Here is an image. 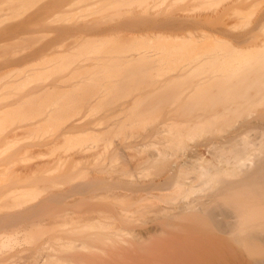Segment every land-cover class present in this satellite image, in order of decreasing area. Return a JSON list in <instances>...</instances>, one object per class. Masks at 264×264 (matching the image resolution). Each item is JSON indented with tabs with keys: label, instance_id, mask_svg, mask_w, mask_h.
Here are the masks:
<instances>
[{
	"label": "rangeland",
	"instance_id": "374dc122",
	"mask_svg": "<svg viewBox=\"0 0 264 264\" xmlns=\"http://www.w3.org/2000/svg\"><path fill=\"white\" fill-rule=\"evenodd\" d=\"M97 1L103 0H0V218L42 207L25 222L0 228V264H252L232 243V234L209 235L176 216L196 200L207 209L215 205L210 195L221 183L198 173L202 165L215 172L221 164L213 143L243 130L251 142L263 138L264 95L255 97L258 87L254 91L249 84L264 82V51H252L264 42V0H136L142 5L131 8L135 0L126 1L128 7H97ZM99 37L110 44L101 45ZM158 37L160 45L191 57L215 50L222 58L205 56L212 61L182 73L185 59L169 62L170 71L157 56L136 54L128 61L115 53L157 44ZM235 85L251 94L242 108L235 104L231 118L212 119L217 123L212 134L215 125L198 132V125L211 122L206 118L228 112L226 100L237 98L231 95ZM73 124L87 131L85 139L62 137ZM178 130L186 137L183 148L176 145L179 151L170 141ZM192 131L198 132L193 138ZM182 181L187 183L182 194L173 195ZM32 184L37 193L18 191L9 198V190ZM84 185L86 191L80 189Z\"/></svg>",
	"mask_w": 264,
	"mask_h": 264
},
{
	"label": "bare ground",
	"instance_id": "6f19581e",
	"mask_svg": "<svg viewBox=\"0 0 264 264\" xmlns=\"http://www.w3.org/2000/svg\"><path fill=\"white\" fill-rule=\"evenodd\" d=\"M123 1V2H122ZM126 1H128V0H103V1H97V2H95L94 3V6L95 5H97V7H98V5H104V4H109V5H113V6H119V5H121V4H125V3H127ZM131 1V0H130ZM133 1V0H132ZM138 1V0H137ZM137 1L135 0L134 2H132V3H128V5H129V8H131V7H133V6H136L135 4L137 3ZM129 2V1H128ZM136 2V3H135ZM140 2V1H139ZM3 3V2H2ZM6 3H7V1H6ZM73 3V2H72ZM10 4V3H9ZM115 4V5H114ZM118 4V5H117ZM140 4V3H139ZM139 4L137 3V5L139 6ZM72 5V4H71ZM126 5V7H128L127 6V4H125ZM130 5H132L131 7H130ZM140 5H142V4H140ZM144 5V4H143ZM2 6V5H1ZM105 6V5H104ZM90 6H88V8H89ZM109 7H111V6H109ZM125 7V6H124ZM141 7V6H140ZM143 7V6H142ZM1 8V7H0ZM94 8H96V7H94ZM114 8V7H113ZM117 7H115L114 9H116ZM92 9H93V7H92ZM108 9V8H107ZM143 9V8H142ZM83 10H85V8H83ZM86 10H87V8H86ZM88 10H90V8L88 9ZM110 10H111V8H110ZM117 10H118V8H117ZM3 11V10H2ZM16 16V15H15ZM24 16V15H23ZM22 17V16H21ZM20 17V18H21ZM13 18H15V17H13ZM19 18V19H20ZM22 20H23V17L21 18ZM7 21V20H6ZM5 22V21H4ZM14 24H16V25H14L15 27L17 26V23H14ZM21 24V22H19V24L18 25H20ZM21 25H23V24H21ZM85 27V26H84ZM19 28H21V29H23V27H19ZM18 29V28H17ZM56 30V29H55ZM110 32H112V31H110ZM104 32H102V34H103ZM115 34V33H114ZM114 34H112V35H108L110 38H109V41H110V39H111V36H112V38H113V35ZM159 34V33H158ZM157 34V35H158ZM163 33H161L160 35L162 36V37H160L159 35V37H160V39H162V41H164L163 40V37H164V34L162 35ZM117 35V34H116ZM123 35V34H122ZM132 35V34H131ZM131 35H129V37L131 36ZM139 35V34H138ZM155 35V33L152 35V36H154ZM108 36H107V38H108ZM134 36V35H133ZM171 36H173V35H171ZM178 36V35H177ZM90 37V36H89ZM100 37H102V35L100 36ZM100 37L98 38L99 39V42L101 41L102 43L103 42H106V44H110V42H108V39H106L107 41H104L105 40V38H106V36H104L103 38V40H100ZM135 37V36H134ZM138 36H136V38H137ZM142 37V35L140 36V38ZM155 38H156V35L154 36ZM159 37L155 40L156 41V43L160 40L159 39ZM166 37H168V35L166 36ZM166 37H165V39H166ZM170 37V36H169ZM179 38H180V36H178ZM87 38V37H86ZM94 38V37H93ZM114 38H116V36L114 37ZM124 38V37H123ZM128 38V37H127ZM130 38H132V37H130ZM129 38V39H130ZM135 38V39H136ZM153 38V37H152ZM172 38H174V37H171V39ZM175 38H176V40H178V38L176 37V35H175ZM175 38L173 39L175 42H176V40H175ZM182 38V37H181ZM180 38V39H181ZM207 38H209V36L207 37ZM207 38H205V39H207ZM212 38V37H211ZM88 39V38H87ZM102 39V38H101ZM121 39V38H120ZM119 39V40H120ZM145 39V38H144ZM143 39V40H144ZM170 39V38H169ZM168 39V40H169ZM180 39L178 40V41H180ZM89 40V39H88ZM90 40H93V39H90ZM94 40H95V38H94ZM116 40V39H115ZM118 40V39H117ZM125 40V39H124ZM124 40H121V41H123L124 42ZM131 40V39H130ZM133 40V39H132ZM139 41V37H138V39H136V41ZM147 40H149V39H147ZM209 40H211L210 38H209ZM111 41H113L112 39H111ZM144 41H146V40H144ZM167 41V40H166ZM85 42H88V41H85ZM96 42H97V40H96ZM99 42H97V43H99ZM100 42V43H101ZM108 42V43H107ZM127 42V41H126ZM161 41H159V43H160ZM102 43H101V45H102ZM119 44H120V42H118ZM130 43V42H129ZM133 43V42H132ZM131 43V44H132ZM159 43H157V44H153V42L152 43H148V44H138V45H136V46H139L140 48L137 50V47L136 46H134V47H136V49L133 47V50L135 49V51L137 50V52H134L133 50L131 51H122V49L124 48H119V49H121V51L119 50V51H115V53L118 55L119 54V56H124V57H127L128 58V61L129 60H131V59H135V55L136 54H140V55H142L143 57L145 56V57H147L146 55H153L154 57L155 56H157L156 58H160V63L162 62V64H163V67H164V69H169L170 68V63H172V62H178V61H183L184 62V59H185V61H186V65L184 64V66H182L180 69H181V72L183 73V72H191V71H193V70H195L194 68H192V66L191 65H193L194 63H196L197 64V68H199L200 69V66H202V64L204 65V63L205 62H207V64H208V61H212L211 59L210 60H208V58L207 57H205V56H210V57H212L213 56V59L214 60H216L218 57L220 58V60H221V55L220 54H216V52H218V51H206L205 52V54L204 55H202V54H195V53H193L192 52V57L187 53V52H184L182 49H175V50H173V48H171V50H170V47L168 46V44H165V45H163V44H159ZM162 43V42H161ZM115 44V43H114ZM116 44H117V42H116ZM134 44H135V41H134ZM133 44V45H134ZM59 45V44H58ZM57 45V46H58ZM63 45H65V44H63ZM112 45V44H111ZM110 45V46H111ZM121 45H123V44H121ZM132 45V46H133ZM260 45V46H259ZM258 46H254L253 47V52L256 50L257 52H255V53H257V54H259V53H261L262 51H264V42L262 43V44H259ZM114 46V45H113ZM131 46V45H130ZM132 46H131V48H132ZM155 48H154V47ZM61 47V45L59 46V48ZM64 47H66V46H64ZM63 47V48H64ZM105 47V46H104ZM119 47H120V45H119ZM127 47V46H126ZM129 47V46H128ZM127 47V48H128ZM49 48V47H48ZM55 48V47H54ZM54 48H53V50H54ZM57 48V47H56ZM63 48H61V50L63 49ZM100 48L101 47H99V49L98 50H100ZM106 48V47H105ZM117 47H115V49H116ZM64 49H66V48H64ZM68 49V48H67ZM97 50V51H98ZM108 50V49H107ZM107 50H104L105 51V53H106V51ZM118 50V49H117ZM154 52H153V51ZM59 51V50H58ZM95 51V50H94ZM109 51H110V49H109ZM147 51H152V53H150V52H147ZM251 51V52H252ZM50 52H53V51H49V53ZM71 52H72V50H71ZM74 52V51H73ZM72 52V53H73ZM101 52H102V50H101ZM133 52V53H132ZM48 52H47V54H49ZM85 53H87L86 51H85ZM89 53V52H88ZM99 53V52H98ZM97 53V54H98ZM104 52L103 53H101L102 55H104L105 54ZM109 53V52H108ZM114 53V52H113ZM115 53H114V55H115ZM63 54L64 55H66L67 53H59V54H57V55H55V54H53V55H55V56H63ZM97 54H96V56H97ZM100 54V53H99ZM100 54V55H101ZM110 54V53H109ZM109 54L107 55V53H106V56H109ZM233 55H234V53H232ZM263 54V53H262ZM53 55H51V56H53ZM93 55V54H92ZM197 55V56H196ZM84 56V55H83ZM95 56V55H94ZM112 56H113V54H112ZM223 56V55H222ZM224 56H228V55H226V54H224ZM231 56V55H230ZM45 58H47V57H50V56H44ZM111 57V56H110ZM152 58L153 60L155 59V58ZM234 57V58H233ZM233 57H223V60H224V58H225V60L226 59H228V60H226V63L228 62L229 63V61H232L233 59H236V57L235 56H233ZM85 58V57H84ZM109 58V57H108ZM104 59V60H107V61H109V59ZM113 58V57H112ZM111 58V59H112ZM216 58V59H215ZM233 58V59H232ZM89 59H92V61H93V58H89ZM88 59V60H89ZM95 59V58H94ZM98 59H99V57H98ZM101 59V58H100ZM118 59V58H117ZM117 59H114V60H117ZM146 59V58H145ZM232 59V60H231ZM260 60H262L261 58H259ZM44 60V59H43ZM97 60V59H96ZM95 60V61H96ZM103 60V59H102ZM113 60V61H114ZM119 60H125V59H119ZM118 60V61H119ZM220 60L218 59V61L220 62ZM11 61V60H10ZM80 61V60H79ZM85 61H86V59H85ZM91 61V60H90ZM98 61H100V60H98ZM126 61H127V59H126ZM149 61H151V60H149ZM217 61V60H216ZM215 61V62H216ZM41 61H39V64H41L40 63ZM82 62H84V61H82ZM86 62H88V61H86ZM112 61H110V63H111ZM142 62V61H141ZM144 62V61H143ZM158 62V61H157ZM170 62V63H169ZM223 62V61H222ZM222 62H220L222 65H223V63ZM10 63H12V62H10ZM13 63H14V60H13ZM96 63H97V61H96ZM134 63V62H133ZM218 63V62H217ZM233 63H234V61H233ZM257 63H258V61H257ZM34 65V64H38V61L35 63V62H31L29 65L31 66V65ZM81 64V63H80ZM99 64H100V62H99ZM103 64H105L104 62H103ZM109 64V63H108ZM129 64V63H128ZM159 64V63H158ZM162 64L160 65V66H162ZM183 64V63H182ZM196 64H194V65H196ZM206 64V63H205ZM44 65H45V63H44ZM73 65H76V64H73ZM82 65H83V63H82ZM85 65V64H84ZM110 65V64H109ZM108 65V66H109ZM131 65V64H130ZM152 65V64H151ZM221 65V66H222ZM224 65H226V64H224ZM233 65V64H232ZM5 66V65H4ZM10 66V65H9ZM8 66V67H9ZM28 66V65H27ZM26 66V67H27ZM35 66V65H34ZM43 66V65H42ZM95 67H96V65H94ZM209 66V65H208ZM207 66V67H208ZM214 66H216V65H214ZM231 66V65H230ZM2 67V66H1ZM40 67V66H39ZM38 67V68H39ZM73 67V66H72ZM89 67V66H88ZM93 67V66H92ZM100 67H102V66H100ZM104 67H107L106 65L104 66ZM131 67V66H130ZM162 67V68H163ZM212 67H213V65H212ZM217 67V66H216ZM220 67V66H219ZM226 67H228L227 65H226ZM233 67H235V66H233ZM32 68H35V67H32ZM36 68H37V65H36ZM91 68V67H90ZM94 68V67H93ZM97 68H99V65H98V67ZM96 68V69H97ZM111 68V67H110ZM224 68V67H223ZM229 68V67H228ZM232 68V67H231ZM230 68V69H231ZM7 69V68H6ZM71 69V68H70ZM78 69V68H77ZM95 69V70H96ZM157 69V68H156ZM159 69V68H158ZM163 69V70H164ZM193 69V70H192ZM216 69V68H215ZM217 69H218V67H217ZM227 69V68H226ZM229 69V70H230ZM233 69V68H232ZM91 70H93V69H91ZM103 70V69H102ZM170 71H171V68L169 69ZM173 70H174V68H173ZM172 70V71H173ZM176 70H178V67L176 68ZM176 70H174V71H176ZM197 70V69H196ZM195 70V71H196ZM201 70H203L202 68H201ZM220 70H222V69H220ZM236 70V69H235ZM238 70V69H237ZM38 71V70H37ZM39 71H41V70H39ZM86 71H88L87 70V68H86ZM158 71V70H157ZM173 71V72H174ZM216 71V70H215ZM231 71V70H230ZM1 72H2V70H1ZM5 72V71H4ZM3 72V73H4ZM45 72V71H44ZM78 72V71H77ZM76 72V73H77ZM117 72H118V70H117ZM176 72H178V71H176ZM220 72V71H219ZM228 72V71H227ZM74 73V72H73ZM81 73V72H80ZM83 73H85V72H83ZM90 73H92V72H90ZM90 73H87V75L88 74H90ZM114 73V72H113ZM170 73V72H169ZM223 73V72H222ZM222 73H221V75H222ZM230 73V72H229ZM243 71L242 72H240V79L241 78H243L242 76H243ZM256 73V72H255ZM75 74V73H74ZM73 74V75H74ZM119 74V73H118ZM123 74V73H122ZM188 74V73H187ZM238 74V73H237ZM241 74H242V76H241ZM247 74V73H246ZM246 74H244V75H246ZM250 74V73H249ZM253 74V73H252ZM2 75V74H1ZM81 75V74H80ZM80 75H78L79 77H80ZM84 75V74H83ZM86 75V76H87ZM105 75V74H104ZM117 75V74H116ZM119 75H121V74H119ZM189 75H190V73H189ZM195 75V74H194ZM254 75V77H255V74H253ZM256 75H259V74H256ZM71 76V75H70ZM113 76V75H112ZM223 76V75H222ZM228 76V75H227ZM231 76V75H230ZM78 77V78H79ZM82 77V76H81ZM217 77V76H216ZM249 77H250V80H251V76H248L247 77V79H248V81H250L249 80ZM260 77V76H259ZM68 78H70L71 79V77H67L66 78V80L68 79ZM91 78V77H90ZM213 78V77H212ZM220 78V77H219ZM237 78H239V76H237ZM246 77L244 76V79H245ZM255 78H257V77H255ZM255 78H253L254 80H255ZM261 78H262V76H261ZM69 79V80H70ZM252 79V80H253ZM259 79V78H258ZM258 79H257V81H258ZM263 79V78H262ZM84 80V79H83ZM104 80V79H103ZM176 80V79H175ZM220 80V79H219ZM233 80V79H232ZM252 80H251V82H252ZM47 81V80H46ZM65 81V80H64ZM68 81V80H67ZM72 81V80H71ZM73 81H74V79H73ZM76 81H77V79H76ZM90 81V80H89ZM62 82V81H61ZM218 82H220V81H218ZM222 82V81H221ZM220 82V83H221ZM245 82H246V80H245ZM254 82V81H253ZM95 83V82H94ZM170 83V82H169ZM224 83H225V81H224ZM227 83V82H226ZM235 83V82H234ZM233 83V84H234ZM236 83H237V81H236ZM248 83H250V82H248ZM159 84V83H158ZM157 84V85H158ZM212 84V83H211ZM231 84H232V81H231ZM230 83H229V86L231 85ZM241 84H243V81L241 82ZM241 84H239V85H241ZM246 84V83H245ZM245 84L243 85V86H245ZM63 85H65V84H63ZM67 85V84H66ZM77 85V84H76ZM81 85H82V83H81ZM107 85V84H106ZM163 85V84H162ZM214 85V84H213ZM217 85H219V84H217ZM222 85H224V84H222ZM239 85H235L234 86V88L235 87H238ZM80 86V85H79ZM83 86V85H82ZM243 86H242V88H241V90L242 89H244L243 88ZM254 86V88H255V90L254 91H256V88H257V91L255 92V97L256 96H258V95H261V96H263L264 95V82L262 83H259V81L258 82H256V80H255V82L254 83H250L249 84V88H251V87H253ZM256 86V87H255ZM152 87V86H151ZM231 87V86H230ZM229 87V88H230ZM102 88V87H101ZM117 88V87H116ZM165 88V87H164ZM224 88V87H223ZM232 88H233V85H232ZM75 89V88H74ZM78 90H79V88H77ZM103 89V88H102ZM225 89V88H224ZM236 89V88H235ZM66 90H69V89H65V91ZM72 90V89H71ZM76 90V89H75ZM74 90V91H75ZM232 90V89H231ZM234 90V89H233ZM240 89H239V87H238V90H234L233 92H232V94L231 95H233V93L235 94V95H237V98L235 97V99H231L230 100V98L228 99V100H226V101H228L229 103H228V105H226V103H225V105L227 106V108H225V110H227L228 112H226L225 114H222V115H220V116H218V117H214L213 115L211 116V117H209V118H206V119H210V121L212 120V119H227L228 117L229 118H231L230 116L231 115H229L228 113H232V111H233V105H235L236 104V106H237V108L238 107H240V108H242L241 106V103L243 104V103H245L247 100V98L251 95V94H249V92H248V90H247V94H249V95H247V94H245L246 92H245V90H246V88L244 89V92H240L239 91ZM62 91V90H61ZM221 92H220V94L222 93V90H220ZM243 91V90H242ZM253 91V90H252ZM251 91V92H252ZM56 92V91H55ZM60 92V91H59ZM108 92V91H107ZM223 92H225V91H223ZM68 93V92H67ZM158 93V92H157ZM212 93H213V91H212ZM226 93V92H225ZM228 94H229V89H228V92H227ZM226 93V94H227ZM41 94H42V92H41ZM151 94V93H150ZM214 94H215V92H214ZM220 94H218V95H220ZM224 94V93H223ZM227 94V95H228ZM225 95V94H224ZM224 95H220L221 97H223ZM230 95V94H229ZM235 95H233V96H235ZM247 95V96H246ZM41 96V95H40ZM42 97V96H41ZM72 97V96H71ZM252 97V96H251ZM254 97V96H253ZM254 97V98H255ZM224 98V97H223ZM222 98V99H223ZM233 98V97H232ZM62 99V98H61ZM103 99H105V98H103ZM244 101H242V100ZM63 100V99H62ZM225 100V99H224ZM223 100V101H224ZM250 100V99H249ZM44 101V100H43ZM47 101V100H46ZM52 101V100H51ZM136 101V100H135ZM201 101V100H200ZM98 102H99V100H98ZM101 102V101H100ZM207 102V101H206ZM69 104V103H68ZM240 104V105H239ZM246 104H248V102L246 103ZM224 105V104H223ZM239 105V106H238ZM245 105V104H244ZM137 106V105H136ZM225 106V107H226ZM56 107V106H55ZM61 107V106H60ZM134 107V106H133ZM235 107V106H234ZM135 108V107H134ZM141 108V107H140ZM206 108V107H205ZM70 109V108H69ZM210 109V108H209ZM212 109V108H211ZM236 109V108H235ZM135 110V109H134ZM205 110H208V108L207 109H205ZM55 112V111H54ZM225 112V111H224ZM52 113V112H51ZM219 115V114H218ZM45 116V115H44ZM3 117H4V115H3ZM234 116H232V118H233ZM1 118V117H0ZM34 119L35 118H33V121H34ZM37 120V117H36V119H35V121ZM32 121V123L34 124V122ZM41 121V120H40ZM203 122V121H202ZM202 122H200V123H202ZM214 122V121H213ZM212 121L211 122H209V121H204L202 124H200V125H198L199 124V122H198V126H201V127H199L198 128V132L201 130V129H203L202 128V126L203 127H205L206 128V126L208 127V130H209V128L210 127H213L214 125V127H213V129L212 130H210V131H212V132H210L211 134L213 133V132H215L216 130L214 129V128H216V124L215 123H213ZM31 123V124H32ZM38 123V122H37ZM36 124V123H35ZM196 124V123H195ZM220 124V123H219ZM219 124L217 125V126H219ZM74 125V126H73ZM72 126V128H74L73 129V132H72V128H71V130L70 131H67L66 133H64L63 135H62V137H64L65 136V138H70L71 140H73V139H75V142H77V141H81V140H77V138H73L72 139V137H77L78 136V138L81 136V138H83V136H84V134H87V131H85L84 129H75V126L76 127H79V126H77V125H75V124H73ZM191 125H194V123H191ZM190 125V126H191ZM229 125V124H228ZM222 126H227L226 124H222ZM197 127V126H196ZM191 128V127H190ZM204 128V129H205ZM203 129V130H204ZM217 129V128H216ZM76 130V132H74ZM171 130V129H170ZM192 130V129H191ZM208 130L206 129L205 131H207L208 132ZM172 131V130H171ZM180 131H181V133H180ZM197 131H192V132H189L190 134V136L191 135H193V133H194V135H195V132H197ZM166 132V131H165ZM173 132V131H172ZM186 132V131H185ZM197 132V133H198ZM203 132V131H202ZM52 134H54L55 132H51ZM89 134H92L93 132L91 131V132H88ZM95 133V132H94ZM97 133V132H96ZM175 133H176V131H175ZM196 133V134H197ZM206 133V132H205ZM88 134V135H89ZM101 134V133H100ZM163 134H165V133H163ZM171 134V133H170ZM199 134H202V133H199ZM198 134V135H199ZM207 134V133H206ZM83 135V136H82ZM171 135H174V134H171ZM170 135V136H171ZM183 131L182 130H178V133L176 134V135H174V137H176L174 140H172V138H171V142H172V144L174 145L175 144V146L176 145H178L179 147H182L183 148V142H186V137H185V135H184V138L183 139H185L184 141L181 139L182 137H183ZM188 135V136H189ZM262 137L263 138H261V140H259V142L258 143H255L254 141L253 142H251L250 140L251 139H249V137H248V134H247V132H246V130H243V131H241V132H239L238 134H236V135H234V136H232V137H230V138H228L226 141H222V142H218V143H213L212 145H211V150L213 151V153L214 154H222L221 156H219V158L217 159V163L219 162V163H221V164H223V165H219L218 164V168L216 169V171L215 172H212L209 168H207V167H205V166H201L200 167V170H199V176L201 177V178H203V179H207V181L209 182L210 181V183H212V182H215V181H217V182H219V184H220V186L222 185V187L220 188V187H217V188H219L217 191H214L211 195H210V198H211V200H215V205L212 207V208H209V209H207V203L205 204V202H202V201H199V200H196V201H194V202H191L189 205H187V206H185L184 208H182V210L180 211V212H178L177 214H178V216H176V218H178L180 221H182V222H185L186 224H190V225H193V224H195L196 225V227L197 228H206V229H208V230H206L207 231V233L210 235V234H212V232L210 231V230H212V231H215V230H217V231H222V232H227V233H230V234H232L233 235V238H232V243L234 244V245H236L242 252H244L245 254H246V256H248L251 260H252V264H264V131L262 132ZM57 136V135H56ZM186 136H187V133H186ZM187 136V138H191V137H188ZM196 136V135H195ZM52 137V136H51ZM85 137H87V136H84V139H85ZM88 137H90V136H88ZM178 137H179V141L178 140H176V139H178ZM54 138V137H53ZM193 138V137H192ZM195 138V137H194ZM83 139V140H84ZM167 140V139H166ZM177 142H179V143H177ZM182 140V141H181ZM85 141V140H84ZM169 141V140H168ZM173 142H175V143H173ZM177 143V144H176ZM169 144V143H168ZM173 145H169V147L170 146H173ZM256 145L257 146V148L256 149H254L253 147ZM166 146H167V143H166ZM173 146V150L175 149V150H177V151H179V150H181V149H177V147L178 146ZM185 147H186V144H185ZM49 149V148H48ZM170 149V148H169ZM51 150V149H50ZM49 150V151H50ZM159 150H157V153H159L158 152ZM51 152V151H50ZM47 153H48V150H47ZM156 153V152H155ZM155 153H153V154H155ZM156 153V154H157ZM46 154V153H45ZM155 154V155H156ZM222 166V167H221ZM214 169V170H215ZM213 170V171H214ZM188 182V181H187ZM191 182H193V180H191ZM166 183L167 184H169L170 182H168V181H166ZM187 185V183L185 182V181H182V182H179V183H177V187L173 190V192H172V194L173 195H175V194H177V195H181L182 194V191H181V189H183V187H185ZM26 187V186H25ZM25 187H22V188H18V189H13V190H9V192L11 193V194H9L8 192H6L4 195H6L7 193L9 194V198L10 197H13L14 196V194H15V192H16V194L15 195H17V192H18V194L20 193V191L22 192V191H24V190H26V192L25 193H27V191H30V193L29 194H31V193H37V191H39V189H36L34 186H33V184H32V186L30 187V186H27L26 188ZM81 187V186H80ZM88 187V186H87ZM217 188H215L214 190H216ZM81 190H84V191H86L85 189H86V185H84V186H82L81 188H80ZM83 191V192H84ZM14 193V194H13ZM22 194V193H21ZM172 194H170V195H172ZM13 195V196H12ZM161 195V194H160ZM164 194L162 195V196H160L161 198H164ZM7 198H8V195L6 196ZM17 197V196H16ZM168 198H170L171 196H167ZM13 199H14V197H13ZM210 205V204H209ZM40 209H42V207H36V208H30V209H23L21 212H16V213H13L12 211H14V210H11V212H12V214H10L9 213V215H3L2 214V216H4V217H2V218H0V228H4V227H6V226H10V225H15V224H21V223H23V222H25V220L29 217V216H32L33 214H35L36 213V215L38 214V212H39V210ZM34 210V211H33ZM2 211V210H1ZM16 211V210H15ZM24 211V212H23ZM8 212H10V211H8ZM7 212V213H8ZM1 213V212H0ZM221 217H226V218H228V219H230V221H226V220H221ZM30 218V217H29ZM227 219V220H228ZM197 223V224H196ZM194 225V226H195ZM22 227V226H21ZM21 227H18V228H21ZM18 230H20V232H21V230L22 229H18ZM16 231L17 233H19V231ZM46 258V257H45ZM44 260V259H43Z\"/></svg>",
	"mask_w": 264,
	"mask_h": 264
}]
</instances>
